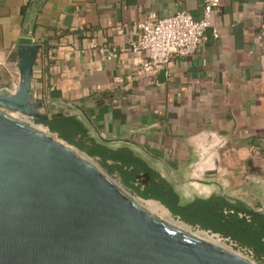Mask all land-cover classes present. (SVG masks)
Wrapping results in <instances>:
<instances>
[{
  "label": "crops",
  "instance_id": "0c3cea01",
  "mask_svg": "<svg viewBox=\"0 0 264 264\" xmlns=\"http://www.w3.org/2000/svg\"><path fill=\"white\" fill-rule=\"evenodd\" d=\"M29 2L0 0V88L18 83L14 45ZM180 11L199 19L201 0H45L33 29V95L44 108L55 109L49 97L80 105L105 135L141 145L179 180L195 164L211 168L216 153L219 175L203 181H222L264 215V0H220L217 38L210 27L199 51L173 54L162 76L146 73L144 56L128 50L137 23ZM218 188L197 185L203 195Z\"/></svg>",
  "mask_w": 264,
  "mask_h": 264
},
{
  "label": "water",
  "instance_id": "95a60500",
  "mask_svg": "<svg viewBox=\"0 0 264 264\" xmlns=\"http://www.w3.org/2000/svg\"><path fill=\"white\" fill-rule=\"evenodd\" d=\"M44 1L30 0L14 45L17 85L13 90L0 88V264H257L239 250L156 217L98 163L35 127L33 120L76 116L96 143L127 148L145 161L169 183L180 204L209 198L197 191V185L211 184L219 187L215 196L250 208L222 189V181H203V176L219 175L216 153L211 168L195 164L191 174L179 180L141 145L105 135L78 104L49 97L47 104L55 109L42 112L44 102L33 95L32 68L41 48L33 29Z\"/></svg>",
  "mask_w": 264,
  "mask_h": 264
},
{
  "label": "trees",
  "instance_id": "16d2710c",
  "mask_svg": "<svg viewBox=\"0 0 264 264\" xmlns=\"http://www.w3.org/2000/svg\"><path fill=\"white\" fill-rule=\"evenodd\" d=\"M37 123L46 126L65 143L96 158L109 175L116 174L121 183L140 198L159 202L184 223L218 234L234 244V249H245L256 262L264 264V215L261 213L215 195L180 204L169 183L145 161L127 148L112 149L96 143L76 116Z\"/></svg>",
  "mask_w": 264,
  "mask_h": 264
},
{
  "label": "built area",
  "instance_id": "2783aa9c",
  "mask_svg": "<svg viewBox=\"0 0 264 264\" xmlns=\"http://www.w3.org/2000/svg\"><path fill=\"white\" fill-rule=\"evenodd\" d=\"M219 4L220 0H201L202 16L199 19L186 11L165 18L148 13L143 21L137 23L139 35L129 42L128 50L134 55L144 56L143 71L150 74L158 72L173 54L186 56L199 51L206 29L211 27L212 36L218 37V29L211 25V16ZM114 56L112 52L108 58Z\"/></svg>",
  "mask_w": 264,
  "mask_h": 264
},
{
  "label": "rangeland",
  "instance_id": "374dc122",
  "mask_svg": "<svg viewBox=\"0 0 264 264\" xmlns=\"http://www.w3.org/2000/svg\"><path fill=\"white\" fill-rule=\"evenodd\" d=\"M61 109V108H60ZM53 110V108H43L42 109V112H45V113H50L51 111ZM10 115L11 116H13V117H16V118H19V119H22V117L21 116H18V115H16V114H14V113H10ZM33 122H34V124H35V127L36 128H39V129H42L43 131H49L48 130V128L46 127V126H44L43 124H41V123H37V121H35V120H33ZM53 134V137H54V139H56V140H59L60 142H62V143H64L65 144V142L64 141H62L61 139H59L57 136H56V134H54V133H52ZM72 148H74V149H76L77 151H78V153L81 155V156H84V157H86V158H88V159H90L92 162H94V163H98V160L96 159V158H93V157H89L88 155H86L83 151H80V150H78L76 147H74V146H71ZM99 164V163H98ZM102 170L104 171V172H106L105 171V169H103L102 168ZM107 173V172H106ZM108 174V173H107ZM109 175V174H108ZM109 177L118 185V186H120L122 189H124V191H126V193H128L131 197H133L134 199H135V201L139 204V205H141L143 208H145L146 209V204H148V203H154V202H156V201H154V200H151V199H142V198H140L139 196H137L135 193H133L130 189H128V188H126L122 183H121V181H120V179H119V177L116 175V174H111V175H109ZM147 210V209H146ZM148 211V210H147ZM148 212H150V211H148ZM150 213H153V212H150ZM155 214V216L156 217H158V218H160V219H162V220H164V221H166V222H168L169 224H171V225H173V226H176V227H178V228H180V229H182V230H184V231H186V232H189V233H196V232H198V231H202V230H200L199 228H197V227H192V226H190L189 227V230H186V228H184V227H180V226H177L176 224H174L172 221H170L169 219L167 220V218H162V217H160V216H158V214H156V213H154ZM169 214V213H168ZM170 215V214H169ZM170 217L173 219V220H175V221H181L178 217H176V216H174V215H170ZM183 222V221H182ZM206 233V232H205ZM197 236H200V235H197ZM206 236H209V237H211L213 240H217L218 241V243H216V244H218V245H221V246H224V247H226V248H228V249H230V247H232L233 248V245L234 244H232L229 240H223V239H220L217 235H213V234H210L209 232L208 233H206ZM200 237H203V236H200ZM203 238H207V237H203ZM230 246V247H229ZM236 250H239V249H236ZM242 250V251H241ZM241 250H239V252L240 253H242V254H244L245 256H248L252 261H254V262H256L253 258H252V255H251V253L249 252V251H246L245 249H241ZM257 264H259L258 262H256Z\"/></svg>",
  "mask_w": 264,
  "mask_h": 264
},
{
  "label": "bare ground",
  "instance_id": "6f19581e",
  "mask_svg": "<svg viewBox=\"0 0 264 264\" xmlns=\"http://www.w3.org/2000/svg\"><path fill=\"white\" fill-rule=\"evenodd\" d=\"M146 209L150 212H153V213H156L158 214V216L162 217V218H167V220L169 219L170 221H172L174 224H176L177 226H180V227H184L186 228V230H189V227H186L182 222H179V221H175L173 220L170 215L168 214L167 210L162 206L160 205L157 201L154 202L153 204L152 203H148L146 204ZM194 235H200V236H203V237H207L206 239L213 242V243H218L217 240H213L211 237L209 236H206V233L203 232V231H198L196 233H193ZM221 246V245H220ZM224 247V246H222ZM226 248V247H224ZM228 249V248H226Z\"/></svg>",
  "mask_w": 264,
  "mask_h": 264
}]
</instances>
